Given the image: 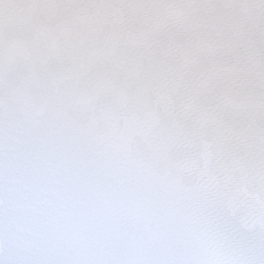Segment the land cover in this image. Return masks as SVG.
I'll return each mask as SVG.
<instances>
[{
    "label": "snow or ice",
    "instance_id": "1",
    "mask_svg": "<svg viewBox=\"0 0 264 264\" xmlns=\"http://www.w3.org/2000/svg\"><path fill=\"white\" fill-rule=\"evenodd\" d=\"M0 264H264V0H0Z\"/></svg>",
    "mask_w": 264,
    "mask_h": 264
}]
</instances>
